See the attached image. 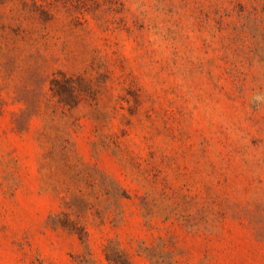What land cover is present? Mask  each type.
<instances>
[{
    "label": "rangeland",
    "instance_id": "374dc122",
    "mask_svg": "<svg viewBox=\"0 0 264 264\" xmlns=\"http://www.w3.org/2000/svg\"><path fill=\"white\" fill-rule=\"evenodd\" d=\"M0 264H264V0H0Z\"/></svg>",
    "mask_w": 264,
    "mask_h": 264
}]
</instances>
